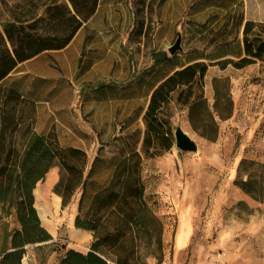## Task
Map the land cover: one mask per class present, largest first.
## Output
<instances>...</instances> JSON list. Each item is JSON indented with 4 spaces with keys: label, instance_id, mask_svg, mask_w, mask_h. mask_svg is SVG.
Returning a JSON list of instances; mask_svg holds the SVG:
<instances>
[{
    "label": "rangeland",
    "instance_id": "1",
    "mask_svg": "<svg viewBox=\"0 0 264 264\" xmlns=\"http://www.w3.org/2000/svg\"><path fill=\"white\" fill-rule=\"evenodd\" d=\"M22 1L0 0V14L9 18ZM36 1L41 15L48 0ZM234 2L239 5L229 13L215 0H101L68 50L42 54L11 75L28 79L37 129L54 128L62 144L83 149L89 163L99 153L141 154L149 211L138 237L140 264H264V64L219 66L240 55V15L264 22V0ZM179 37L181 50L171 55ZM160 54L175 65H156ZM195 62L208 70L194 85L191 104L178 103L175 93L163 114L173 147L146 155L143 116L153 88ZM177 128L197 143L196 153L175 146ZM63 177L54 166L36 185L35 205L52 240L26 247L31 264H59L66 250L87 252L93 242L91 232L81 245L72 239L79 231L74 219L80 194L63 206L55 192ZM249 181L252 194L241 188ZM45 207L54 232L41 216ZM4 221L8 230L17 226L14 217Z\"/></svg>",
    "mask_w": 264,
    "mask_h": 264
},
{
    "label": "trees",
    "instance_id": "2",
    "mask_svg": "<svg viewBox=\"0 0 264 264\" xmlns=\"http://www.w3.org/2000/svg\"><path fill=\"white\" fill-rule=\"evenodd\" d=\"M215 1L225 5L229 13L239 5L234 0ZM99 4L100 0H48L38 15L37 1L23 0L9 18L0 14V264H23L27 246L52 240L42 226L34 191L54 166L64 174L55 188L62 205L67 206L80 194L75 228L93 234L87 252L68 249L59 264H140L136 256L138 237L149 211L141 154L132 151L109 158L99 153L89 163L86 152L63 145L54 128L37 130L36 100L26 93L27 77L11 78L20 64L65 49L95 15ZM242 17H238L240 27ZM242 43L236 59L219 62L222 69L231 65L243 70L258 62L264 64V22L247 20ZM164 62L175 65L164 54L155 58L162 69ZM207 70L203 62L191 63L174 69L153 88L143 116L146 155L156 147H173L170 128L163 118L165 108L175 93L178 103L189 106L194 85L203 83ZM251 187V181L241 184L249 194ZM10 217L18 224L12 230L4 221ZM109 257L114 260L110 262Z\"/></svg>",
    "mask_w": 264,
    "mask_h": 264
},
{
    "label": "water",
    "instance_id": "3",
    "mask_svg": "<svg viewBox=\"0 0 264 264\" xmlns=\"http://www.w3.org/2000/svg\"><path fill=\"white\" fill-rule=\"evenodd\" d=\"M181 37L176 41V44L169 48V53L175 55L180 48ZM175 146L185 153H196L198 151L197 143L187 135L181 128H177L174 132Z\"/></svg>",
    "mask_w": 264,
    "mask_h": 264
},
{
    "label": "crops",
    "instance_id": "4",
    "mask_svg": "<svg viewBox=\"0 0 264 264\" xmlns=\"http://www.w3.org/2000/svg\"><path fill=\"white\" fill-rule=\"evenodd\" d=\"M100 5H101V0H100V4H99V7H100ZM99 7H98V9H99ZM98 11V10H97ZM97 13V12H96ZM95 13V14H96ZM93 18V17H92ZM91 18V19H92ZM90 19V20H91ZM90 20L79 30V32L77 33V35L75 36V38L73 39V41L65 48V49H63V50H61V51H54V52H58V53H61V52H64V51H66V50H68L69 48H70V46L72 45V43L76 40V38L83 32V31H86L87 29H88V24H89V22H90ZM247 20H251V19H246V20H244V23L247 21ZM252 21H254V20H252ZM257 22H263V21H257ZM244 23H243V25L241 26V29H240V34H241V36H240V38H239V46H240V49H241V52H242V49H243V43H242V40H243V27H244ZM88 42V35H86V38H85V41H84V43H87ZM83 47H84V45H83ZM51 53V52H50ZM41 56V55H40ZM37 57H39V56H37ZM37 57H35L34 59H36ZM34 59H32V60H34ZM32 60H30V61H32ZM30 61H27V62H25V63H28V62H30ZM25 63H23V64H25ZM23 64H20L18 67H21ZM186 65H188V64H185L184 66H186ZM18 67H17V69H18ZM16 69V70H17ZM38 130V129H37ZM39 131V130H38ZM40 132V131H39ZM42 132V131H41ZM55 199H57V201H58V203L60 204V198L59 197H56ZM36 206V205H35ZM38 211V210H37ZM38 214H39V211H38ZM40 220H41V222H42V219L40 218ZM53 223L54 222H50V221H48L47 220V226L49 227V226H52L53 227ZM16 227H18V224H17V226ZM54 228V227H53ZM49 233V232H48ZM74 233H89V232H86V231H81V230H79V231H74V232H72V235L74 234ZM50 234V233H49ZM90 235L88 236L89 237V239L91 238V233H89ZM51 235V234H50ZM52 236V235H51ZM86 237V236H85ZM88 241V240H87ZM83 243H85V242H83ZM82 243V244H83ZM73 250H76V251H79V252H82V253H85L83 250H80V249H75V248H73Z\"/></svg>",
    "mask_w": 264,
    "mask_h": 264
},
{
    "label": "bare ground",
    "instance_id": "5",
    "mask_svg": "<svg viewBox=\"0 0 264 264\" xmlns=\"http://www.w3.org/2000/svg\"><path fill=\"white\" fill-rule=\"evenodd\" d=\"M40 190V189H39ZM39 190L37 191V194H38V192H39ZM39 196V195H38ZM38 201L40 202L41 201V197L39 196V198H38ZM53 204H54V206L57 208L58 207V205H59V203H58V201H57V199H54L53 200ZM37 207V206H36ZM47 207H48V205H47ZM49 207H51V205L49 206ZM48 207V208H49ZM50 215V211L45 207L44 209H41V216L43 217V220L44 221H46V220H48V216ZM50 227V229L52 230V232H54L55 231V229L52 227V226H49ZM90 234L89 233H74L73 235H72V239L76 242V243H78V244H82L83 242H86L87 240H89V236ZM86 236V237H85Z\"/></svg>",
    "mask_w": 264,
    "mask_h": 264
},
{
    "label": "built area",
    "instance_id": "6",
    "mask_svg": "<svg viewBox=\"0 0 264 264\" xmlns=\"http://www.w3.org/2000/svg\"><path fill=\"white\" fill-rule=\"evenodd\" d=\"M23 264H31V263L28 261V259L24 258Z\"/></svg>",
    "mask_w": 264,
    "mask_h": 264
}]
</instances>
